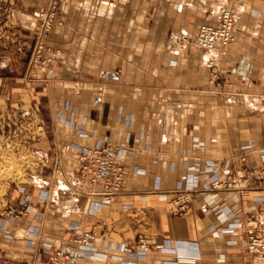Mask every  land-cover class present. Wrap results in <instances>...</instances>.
<instances>
[{
    "label": "crops",
    "instance_id": "obj_1",
    "mask_svg": "<svg viewBox=\"0 0 264 264\" xmlns=\"http://www.w3.org/2000/svg\"><path fill=\"white\" fill-rule=\"evenodd\" d=\"M45 1L27 0L37 9ZM224 8L235 13V39L211 80L195 39ZM57 20L46 41L59 49L48 84L0 77V104L30 97L35 118L53 121L36 143L41 172L7 199L27 200V214L9 224L0 213V264H52L40 248L75 249L76 224L95 235L96 251L75 264H264L245 249L248 230L264 231V0H60ZM99 137L122 145L125 173L122 193L102 207L99 185L76 174L79 147ZM242 154L259 171L245 191L219 195L207 212L195 194L183 215L169 213L184 177L209 184L210 166H240ZM58 156L65 179L51 182ZM222 207L234 213L226 222ZM141 237L155 240L144 257L115 248L135 254Z\"/></svg>",
    "mask_w": 264,
    "mask_h": 264
},
{
    "label": "built area",
    "instance_id": "obj_2",
    "mask_svg": "<svg viewBox=\"0 0 264 264\" xmlns=\"http://www.w3.org/2000/svg\"><path fill=\"white\" fill-rule=\"evenodd\" d=\"M57 6V0H51L48 10L45 13H39L41 22L39 31L34 41L31 57L29 60V75L36 76L38 73L45 71L46 67L54 59L55 54L45 52L44 38L50 32L53 26L54 9ZM219 21L217 25L202 23L197 31L195 44L203 51L205 56V64L212 69L211 76L216 75L214 70L220 53L230 45L235 37L233 28L236 20L235 13L230 8H224L218 15ZM58 120L64 121L65 114L62 109L56 112ZM122 145L110 141L107 137H99L94 140L91 145H81L79 147L80 161L76 169V174L80 175L90 185H99L98 195L100 201L98 207L107 205L114 197L120 195L124 189L123 178L124 171L120 161V151ZM238 161L240 166L232 167L229 161H225L221 166H210L213 173L210 183L200 185L194 181L190 175L184 177V183L180 181L178 186L171 191V207L169 213L171 215L181 216L189 207L193 195L200 194L202 196V205L200 211L207 212L210 206L216 202L219 195H235L245 191L250 183V179L258 170L246 167L244 165L245 156L239 155ZM212 165V162L210 163ZM135 174H144L145 170L133 167ZM221 171V175H217V171ZM54 181L57 179H65L64 169L60 159H56L53 170ZM28 210V201L19 200L17 203H8L1 212L4 220L13 224L20 222ZM260 214L264 216V211L260 210ZM233 212L222 207L219 215L222 216V222H226L233 216ZM74 231L73 242L75 249L66 250L63 247H55L46 245L40 248L39 255L47 254L52 264H75L79 259L86 258L90 252L96 251V237L90 232L81 228L78 224L73 225ZM35 234L38 233L37 228L31 229ZM153 238L141 237L137 239L135 247L139 252L132 253V248L128 244H120L115 248L121 252L133 255L134 257H144L145 252L155 246ZM245 249L251 254H264V231L258 230L257 227L247 231L245 239ZM163 252L164 248H159ZM133 261H124V264H132Z\"/></svg>",
    "mask_w": 264,
    "mask_h": 264
},
{
    "label": "rangeland",
    "instance_id": "obj_3",
    "mask_svg": "<svg viewBox=\"0 0 264 264\" xmlns=\"http://www.w3.org/2000/svg\"><path fill=\"white\" fill-rule=\"evenodd\" d=\"M50 1L46 0L44 5L37 9L30 7L27 0H0V77L8 80L22 78L25 83L43 82L48 84L46 72L57 58L59 49L49 50L46 41L50 37L54 25L60 24V21L57 20L60 0H57V6L54 9L53 26L43 41L45 52L55 54L54 59L48 64L45 71L34 77L29 75V60L41 22V17L38 14L48 10ZM210 77L211 80H215L217 72L214 77L210 74ZM24 94L26 95V92ZM40 101L44 102L45 100L40 99ZM31 102L30 97H25L22 106H16L9 102L0 104V213L8 203H11H7L11 188L15 184L29 181L32 176L41 172L42 164L36 155V143L45 141L46 137H49L47 127L51 128L53 121L35 118V114L31 110ZM41 115L44 118L48 116L45 106H41ZM52 131L56 132L55 130L50 132ZM55 137L57 140L56 133ZM55 163L51 172V182L54 181Z\"/></svg>",
    "mask_w": 264,
    "mask_h": 264
}]
</instances>
